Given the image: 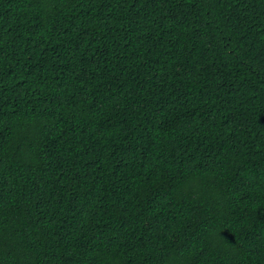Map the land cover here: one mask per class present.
I'll return each mask as SVG.
<instances>
[{
	"label": "trees",
	"instance_id": "1",
	"mask_svg": "<svg viewBox=\"0 0 264 264\" xmlns=\"http://www.w3.org/2000/svg\"><path fill=\"white\" fill-rule=\"evenodd\" d=\"M0 264H264V0H0Z\"/></svg>",
	"mask_w": 264,
	"mask_h": 264
}]
</instances>
